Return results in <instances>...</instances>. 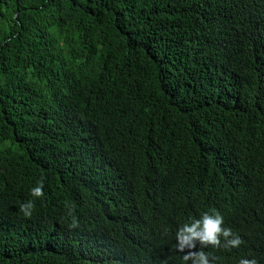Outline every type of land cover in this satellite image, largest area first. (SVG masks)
Masks as SVG:
<instances>
[{
	"label": "trees",
	"instance_id": "1",
	"mask_svg": "<svg viewBox=\"0 0 264 264\" xmlns=\"http://www.w3.org/2000/svg\"><path fill=\"white\" fill-rule=\"evenodd\" d=\"M212 210L264 264V0H0V264H191Z\"/></svg>",
	"mask_w": 264,
	"mask_h": 264
},
{
	"label": "clouds",
	"instance_id": "2",
	"mask_svg": "<svg viewBox=\"0 0 264 264\" xmlns=\"http://www.w3.org/2000/svg\"><path fill=\"white\" fill-rule=\"evenodd\" d=\"M30 191L34 197H43L45 195L44 179L42 178ZM34 207V201L29 200L20 205V210L25 217H31ZM73 226H75V218ZM176 241L177 251L184 252L186 248L190 250L184 254L183 260L191 261V264H213L208 253L202 250L191 251L197 247L198 243L202 246L238 248L244 242L230 227L225 226L224 216L216 210L205 212L200 218H193L190 222L183 224L176 232ZM239 264H259V261L256 258H241Z\"/></svg>",
	"mask_w": 264,
	"mask_h": 264
}]
</instances>
